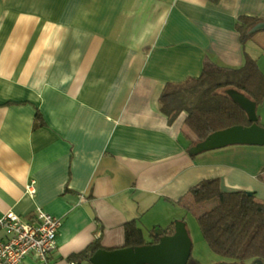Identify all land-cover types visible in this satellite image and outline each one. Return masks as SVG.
Segmentation results:
<instances>
[{
    "label": "crops",
    "instance_id": "1",
    "mask_svg": "<svg viewBox=\"0 0 264 264\" xmlns=\"http://www.w3.org/2000/svg\"><path fill=\"white\" fill-rule=\"evenodd\" d=\"M241 17L264 22V0H0V217L32 222L41 208L61 221L46 264H71L99 237V255L130 249L133 220L146 238L173 224L146 247L180 264L191 248L178 213L197 220L190 191L202 180L264 199V145L195 154L186 112L170 121L159 104L207 57L241 67L247 54L264 72V30L243 43ZM256 114L264 122V101Z\"/></svg>",
    "mask_w": 264,
    "mask_h": 264
},
{
    "label": "trees",
    "instance_id": "2",
    "mask_svg": "<svg viewBox=\"0 0 264 264\" xmlns=\"http://www.w3.org/2000/svg\"><path fill=\"white\" fill-rule=\"evenodd\" d=\"M263 23L257 18L241 17L236 23L241 41L245 43L255 32L264 30ZM245 58L241 67H229L207 57L199 76L165 84L159 97L160 110L170 121L186 112L183 132L189 147H195V154L205 151L198 147L214 132L252 124L236 96L250 99L256 108L263 103L264 72L255 59L247 54ZM257 178L264 183V168ZM190 192L195 202L210 201V208L197 211V221L213 252L228 264H264V199L258 198L255 191H251L252 195L247 190L224 191L217 178L202 180ZM174 233L175 226L171 224L150 229L146 238L142 228L134 220L129 221L122 248L161 245ZM102 249L100 237L96 238L70 255L68 261L87 264ZM185 264L202 263L190 255Z\"/></svg>",
    "mask_w": 264,
    "mask_h": 264
},
{
    "label": "built area",
    "instance_id": "3",
    "mask_svg": "<svg viewBox=\"0 0 264 264\" xmlns=\"http://www.w3.org/2000/svg\"><path fill=\"white\" fill-rule=\"evenodd\" d=\"M33 184L29 185L28 192L40 199V192ZM60 224L58 218L41 208H37L36 220L32 222L12 211L5 213L0 217V227L5 230L0 240V264H24L29 255L46 264L49 254L57 249Z\"/></svg>",
    "mask_w": 264,
    "mask_h": 264
},
{
    "label": "water",
    "instance_id": "4",
    "mask_svg": "<svg viewBox=\"0 0 264 264\" xmlns=\"http://www.w3.org/2000/svg\"><path fill=\"white\" fill-rule=\"evenodd\" d=\"M236 99L247 111L252 124L250 126H232L214 132L201 143L198 150L235 144L264 145V127L257 123L256 105L253 101L241 95L236 96ZM248 194L252 195V192L248 191ZM187 258L186 255L180 264H185ZM172 260L170 256H162L155 248L145 246L138 249H121L101 255L97 254L87 264H175ZM258 264L262 263L259 262Z\"/></svg>",
    "mask_w": 264,
    "mask_h": 264
},
{
    "label": "rangeland",
    "instance_id": "5",
    "mask_svg": "<svg viewBox=\"0 0 264 264\" xmlns=\"http://www.w3.org/2000/svg\"><path fill=\"white\" fill-rule=\"evenodd\" d=\"M263 123H264L263 121H259V124L261 126L263 125ZM253 146L257 147V145H253ZM260 147H264V146H260ZM208 202L210 201H207L204 203L195 202L196 209L200 208L203 211V210L210 208V206H208ZM178 216L185 218L183 219L185 220L184 223L186 222L185 224L188 225L186 229L189 233V240H190L189 246L191 248V255L193 258L197 259L202 264L226 263V259L224 257L213 252V250L210 248V246L208 245V243L206 242L203 236V233L201 231L198 221L196 220V218H194L192 214L189 213L188 215L186 214V212H182L181 215L180 213H178ZM169 225L167 223L164 224V228L168 227ZM148 227H152V225ZM147 230L148 229L144 230L146 235H148ZM178 242L180 243L183 241H178Z\"/></svg>",
    "mask_w": 264,
    "mask_h": 264
}]
</instances>
